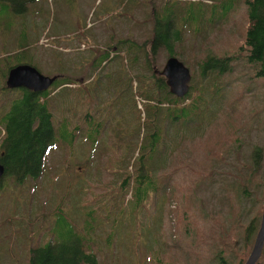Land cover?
I'll return each instance as SVG.
<instances>
[{
	"label": "rangeland",
	"instance_id": "1",
	"mask_svg": "<svg viewBox=\"0 0 264 264\" xmlns=\"http://www.w3.org/2000/svg\"><path fill=\"white\" fill-rule=\"evenodd\" d=\"M130 1L36 0L28 5L24 14H16L10 8L0 6V45L5 44L4 41L7 40L5 35L10 33L16 35L19 40L18 43L10 44L8 49L0 46V140L6 113L24 90L4 87L11 67L30 64L42 74L51 77L57 76L61 70L64 72L66 69H61L62 67H68L66 74H70L72 79L82 81L70 88L66 86L57 88L58 90L51 89L49 94L52 98L56 97L50 105L55 132L58 135V128L62 122H66L67 130L75 132L77 136L73 147L62 141L56 142L46 155L42 175L36 179L18 181L8 175L1 177L0 264H29L31 248L53 239L57 236L53 229L65 228L69 224L68 221L79 234L87 236L89 247L97 253V264H156L155 256L159 245L153 241L164 244L167 224L173 233L169 242L175 245L182 243L178 233L184 232L185 220L182 218L181 199L185 193H182L181 186L185 185L188 190L191 184L186 185L187 182L182 176L174 172L175 162L166 172L158 175L157 194L151 193L145 203L146 210L142 209L136 213L138 222L132 223L130 228L124 226L121 234H115L107 242L108 233L112 229V219L117 216L113 212L118 210L113 206V198L116 197L115 203L120 199V196H117L118 184L114 173L111 172L113 168L111 166H115L120 148L118 144L111 142L121 135L124 115L130 111L127 107L124 110L114 109L111 105L125 86L129 85L128 76L131 77L133 71L127 69V72H130L127 76L120 72L118 64L121 60L113 55L108 58L107 69L90 76H87L90 69L86 67L72 69L73 62L69 61L81 57L86 59L91 46H109L115 49L119 47H115L118 41L125 37L132 36L137 43L148 39L151 36V12L155 8L161 10L164 6V10L169 11L181 7L180 11L176 12L178 16L175 25L183 28L184 34L182 42L177 44L176 51L179 56L176 57L191 70V81L194 82L195 88H203L204 98L209 101L211 96L209 89L217 87L220 93L218 98L224 105L221 109L225 113L223 118L204 138L189 146L192 155L194 154L198 160L203 158L195 167L201 169L208 166L207 173L212 175L215 168L210 166L209 159L212 155L216 156L219 149L220 152L227 149L230 141L235 138L243 142L239 158L242 162L248 160L255 146L262 147L264 151V80L250 79L251 72L256 69L244 59L246 55L244 37L249 8L245 0H132L131 4ZM201 7L205 8L203 12L199 10ZM105 11L107 15L103 16ZM80 28L86 29L82 36L77 35ZM8 29L9 32L6 31ZM125 46L128 45L123 44L117 50H123L122 54ZM149 48L148 45L146 49ZM111 51L113 52L112 49ZM159 53L154 58L150 54L157 70L162 69L168 59L166 53ZM207 54L215 58L227 55H238L239 58L232 63L234 69L216 77L214 74L216 71L203 75L199 69L200 62ZM82 76H85L84 80L80 78ZM91 80L92 93L94 88L99 91L97 97L94 96L95 100L92 93L87 94L79 90L89 87ZM63 89L64 96L57 98L58 92H62ZM191 94L195 97L197 91L193 89ZM190 101L191 99H188L185 103ZM143 102L137 97L140 108ZM256 111L259 118L250 122L251 114ZM88 112L91 116L85 117ZM141 116L143 119L144 115ZM126 118L129 119L128 116ZM88 119L93 125L96 121L109 122L104 130L105 124L102 127L103 137L99 143V152L95 151V154L84 139L86 132L92 127V124L87 123ZM75 126L78 127V131H75ZM176 159H179V155ZM262 161V165H258L261 169L256 173L255 182L250 188L252 201L247 205L246 219L247 223L253 213L258 214L259 226L264 206V185L262 188L259 185L262 182L261 178L264 177V156ZM226 163L227 165L222 166V171L226 172L225 180L216 175L215 181L205 183L200 191L206 205L212 210L223 208L220 198L225 195V182L228 179L234 180L235 170L240 167L234 157ZM194 173L195 171H192L189 175ZM165 174L171 179L167 199L171 200L172 204L168 209L167 219L165 215L164 222L158 228L157 217L148 218L147 213L152 211V215L159 216L155 205L157 199L163 201L164 198L162 185ZM242 178L245 179L244 174ZM125 196L126 199L131 198L129 193ZM130 215L133 213L129 209L123 216ZM90 217L95 219L92 224L87 222ZM142 221H145L143 228ZM176 221L177 233L173 228ZM139 223L141 227H138ZM86 227H89L90 233L86 232ZM195 227H197L195 235L202 236L208 232L200 224ZM257 231L251 239L252 244L240 251L232 252L234 264L241 257L245 258V263L250 256L256 242ZM232 236H236L235 232ZM195 243L199 245L202 254L210 252L212 246L210 241ZM261 252L262 255L255 264H264V244ZM160 255L164 262L171 259L169 254ZM174 256L175 260H172L171 264H179L180 254L175 253Z\"/></svg>",
	"mask_w": 264,
	"mask_h": 264
},
{
	"label": "trees",
	"instance_id": "2",
	"mask_svg": "<svg viewBox=\"0 0 264 264\" xmlns=\"http://www.w3.org/2000/svg\"><path fill=\"white\" fill-rule=\"evenodd\" d=\"M32 2H36V0H0V6L10 8L16 14H23ZM245 3L249 8L247 9L248 24L244 37L246 44L244 45L246 54L244 59L256 69L251 72L250 79L264 80V0H245ZM173 5L175 7V4ZM164 9L163 6L161 10L155 8L151 12V36L148 39L137 43L130 36L118 41L119 43L115 47L123 46V44L128 45L125 46L124 53L121 54L123 50L118 51L119 47L115 50L109 46H91L89 47L91 51L89 50L86 59L81 57L69 60L70 63L73 62L72 69H80L79 67L90 69L87 76L107 69L106 63L111 55L121 60L118 64L120 72H124L127 76L130 73L127 72L128 70L133 71L131 77L128 76L129 85L125 86L111 105L114 109L124 110L127 107L130 111L126 112L129 119L124 115L121 135L111 142L118 144V148H120L115 166H111L113 167L111 172L114 173L118 184L117 196H120V199L115 203L116 197L113 198V206L118 210L113 212L117 216L112 219V229L108 233L107 242L115 234H121L120 231L124 226L130 228L132 223L138 222L136 213L142 209L146 210L145 203L151 193L157 194L158 175L166 172L175 162L174 172L182 176L183 180L187 182L186 185L191 184L188 190L185 185L181 186L182 193H185L181 199L182 218L185 220L184 232L179 231L178 233L182 243L175 245L169 242L173 233L168 229L170 225L167 224L164 244H157L153 241L159 245L155 263L171 264V261L175 260L174 254L179 253L181 256L178 259L179 264H197L198 262H200L199 264H234L232 252L240 251L245 246L252 244L253 240L251 239L259 229L260 216L258 214L253 213L247 223L246 219L247 205L252 201L250 188L255 182L256 173L261 169L258 165L263 163L264 151L262 147L255 146L248 160L242 162L239 158L243 142L239 138H235L230 141L227 149H223V152H220L219 149L216 151V156L212 155L209 159L210 166L215 168L212 175L207 173L208 166L201 169L195 167V164L201 163L203 158L198 160L193 154L194 157L189 146L204 138L210 129L223 118L225 113L221 109L224 105L218 98L220 93L217 87L209 89L211 96L207 101L204 98L203 88L197 89L194 82H191L187 95L180 98L170 94L165 78L156 73L154 60L150 58V54L152 58L156 57L159 52H164L169 57L179 56L176 48L177 44L182 42L184 34L183 28L175 25L178 16L176 12H179L181 7L180 9L178 7L171 8L172 10L169 11ZM199 10L203 12L205 8L201 7ZM106 12L102 15L106 16ZM111 12L113 11L111 10ZM118 15L120 16V13ZM185 19L188 22V19ZM85 30V28H80L77 30V35L82 36L86 32ZM148 45L150 48L146 49ZM242 49L243 47L240 50ZM238 58V55L215 58L207 54L200 62L199 69L203 75L216 71L214 74L218 77L225 74L224 72L234 69L232 63ZM61 69L66 70L64 72L61 70L57 74L50 89L33 92L23 88L20 97L14 100L6 113L0 140V164H3L4 167L3 177L8 175L18 181L27 178L36 179L42 175L44 164H46V155L56 142L62 141L69 147H73L77 136L75 132L67 130L66 122H62L61 127L58 128V135L55 132L50 105L56 97L52 98L49 94L51 89L66 86L70 88L73 84L82 81L79 82L77 78L72 79L70 74H66L68 67ZM84 77L80 78L84 80ZM91 83L92 80L89 82V87L79 90L87 94L92 93ZM4 87L7 88L5 85ZM193 89L197 91L195 97L191 94ZM64 92L65 89L58 92L57 98L64 96ZM98 93L99 91L94 88L93 100ZM137 97L144 101L142 108L138 106ZM188 99L191 101L185 103ZM142 114L144 115L143 119ZM90 116V112L85 115V117ZM251 116L250 122L259 118L257 111ZM87 121L89 125L92 124V127L86 132L84 139L95 154V151L99 152V143L103 137L102 131L109 125V122L96 121L93 125L92 121L89 119ZM77 128L75 126V131H78ZM177 155H179V159H176ZM233 157L240 167L235 170L234 180L228 179L225 182V195L220 198L223 208L212 210L206 205L200 191L205 183L214 182L216 175L221 180H225L226 172L222 171V166L227 165L226 161L230 162V158ZM129 166L131 170H129ZM192 171L195 173L189 175ZM243 174L246 180L242 178ZM261 179L262 182L259 185L262 188L264 177ZM170 180L168 174L163 176L162 194L164 198L163 201L157 199L155 205L159 216L152 215V211L150 212L148 208L150 212L147 213L148 218L157 217L158 228L164 222L165 215V219H167L168 209L172 204L171 200L167 199ZM126 193H129L131 198L126 199ZM177 207H179L178 203ZM129 209L133 215L123 216ZM93 220L95 221L93 217H90L87 222L92 224ZM177 221L173 226L175 233L178 231L176 229ZM142 222V227L141 223L138 224V227L143 228L145 221ZM68 223L65 228L53 229L57 232V236L53 239L31 248L29 264H97V253L92 250V247H89L87 236L79 234L69 221ZM198 224L204 226L208 232L203 233L202 236L195 235L197 228L195 225ZM88 228L86 227L85 230L90 233ZM233 232L236 234L235 237L232 236ZM205 241L212 243L208 254H202L199 245L195 243L202 244ZM161 253L169 254L170 261L164 262ZM244 260L245 258L241 257L236 264H243Z\"/></svg>",
	"mask_w": 264,
	"mask_h": 264
},
{
	"label": "water",
	"instance_id": "3",
	"mask_svg": "<svg viewBox=\"0 0 264 264\" xmlns=\"http://www.w3.org/2000/svg\"><path fill=\"white\" fill-rule=\"evenodd\" d=\"M155 71L165 78L170 94H174L180 98L187 95L192 82L191 70L178 57L173 55L168 56L162 69H155ZM7 76L8 78L5 82L7 88H26L33 92H42L49 89L57 77L44 75L30 64H20L12 67ZM2 165L0 164V180L4 174V167ZM262 215L260 229L257 231L255 238L256 242L244 264H255L262 255L261 251L264 244V206Z\"/></svg>",
	"mask_w": 264,
	"mask_h": 264
},
{
	"label": "crops",
	"instance_id": "4",
	"mask_svg": "<svg viewBox=\"0 0 264 264\" xmlns=\"http://www.w3.org/2000/svg\"><path fill=\"white\" fill-rule=\"evenodd\" d=\"M23 14H24V13H23ZM13 25H14V22H13ZM1 28H2V29H5V28L2 27V26H1ZM12 28H13V27H12ZM10 30H11V28H10ZM6 31L9 32V29L6 30ZM24 36L27 38V35L24 34ZM5 37L7 38V40L4 41L5 44H4V45H0V46L3 47V48H7V49H8V47H9L10 44H15V43H18V41H19V40L17 39V36L14 35V34H12V33H10V35H5ZM0 40H1V39H0ZM14 42H15V43H14ZM25 46H27V44H26Z\"/></svg>",
	"mask_w": 264,
	"mask_h": 264
}]
</instances>
